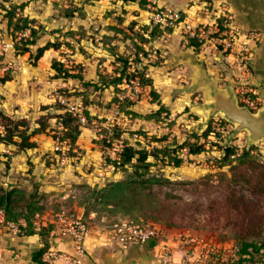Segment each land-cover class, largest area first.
Wrapping results in <instances>:
<instances>
[{
    "label": "rangeland",
    "instance_id": "374dc122",
    "mask_svg": "<svg viewBox=\"0 0 264 264\" xmlns=\"http://www.w3.org/2000/svg\"><path fill=\"white\" fill-rule=\"evenodd\" d=\"M160 5L158 0H0V36L5 43H14V50L9 49L0 55V77L6 73L13 77L2 97L9 94L10 98L16 99L23 94L25 99L42 100L41 95L45 91L43 86L51 82L53 91L43 96L47 99L59 94L56 101H52L54 107L68 108L59 100L63 97L70 103L81 105L84 111L89 108L94 115L100 114V118H97L99 115L95 116L96 121H87L97 130L103 128L109 119L117 120L121 123L115 128L118 138L124 139L126 144L139 145L137 149H146L156 157L149 159L151 166L147 168L133 160L127 164L122 161L114 163V169H107L99 160L100 167L92 165L87 170L89 182L84 183L70 181L61 170L54 171L51 176L42 172L41 181L50 188L41 194L39 182L32 176L25 178L23 183L17 176L18 184L5 185V177L8 176L6 167H11L12 157L19 154V150L11 151L12 155L0 151V207L6 206L18 222L28 213H39L41 229L55 223L57 214L75 213L92 230L88 242L93 237L103 238L102 246L115 245V242H110L115 223L143 221L156 224L163 230L164 238L163 241L154 242L151 256L155 257L157 253L158 248L155 249V246L166 244L175 259L173 248L167 244V241H175L180 250V258L175 261L182 262L187 253L192 260L186 264H234L243 243L255 244L264 255V140L253 141L246 131L235 132V126L232 125L225 133L220 132L217 143L208 146L205 152L188 161L180 160L177 153L184 147V139L193 136L187 127L186 130L182 128L186 123L189 125L188 122L179 125L180 131H166L177 124L168 120L164 122L160 115H153L152 128L131 131L138 118L130 108L143 100L123 101L122 97L126 93L124 82L118 87L98 82V75L108 77L110 84L112 80L116 82L119 79L118 74L126 80L130 79L129 69L132 73L133 68L137 67L141 68L140 73L149 75L150 69L146 73L148 67L142 66L144 62L139 54L143 55L144 61L151 63L150 53L162 55V52L152 51L153 46L148 45V39L136 28V22L131 23L129 19L140 14V9L151 18L153 8ZM8 6L10 11H6ZM26 28H30L31 33L35 30L39 39L35 46L30 47L28 54L19 50L24 41L15 40V32ZM140 43L148 45V50ZM48 44L53 46L52 51L41 63L34 62L30 55H36L38 48ZM162 59L159 58L156 63L162 62ZM54 60L71 75H81L82 80L71 84L56 78L58 74L52 68ZM204 63L213 71L211 75L219 82L220 88L226 89L229 83L232 84L222 71L215 72L209 62ZM38 64H41L38 71L46 73L42 80L33 72ZM48 70L51 74H47ZM64 83H67V87L63 86ZM71 86L76 89L75 92L70 93ZM71 95H76L77 99L71 100ZM41 117L35 114L31 122H37ZM220 117L215 116L211 122L215 119L220 121ZM160 121H163L160 124L164 131L156 128V123ZM51 122L52 129L47 133H53L54 137L58 131L54 121ZM165 123L167 125H163ZM192 127L195 128L192 131L201 130L202 124L197 123ZM135 132L149 133L151 142L143 145L131 140L129 137ZM249 138L258 143L253 144ZM227 148L238 149L237 156L224 159ZM81 154L79 150V157ZM33 155L20 157L21 168L30 167V160L35 158ZM43 155V159L60 168L53 144ZM178 160L181 164L176 167ZM21 171L20 177L25 174L24 170ZM13 185L14 188H11ZM14 191L17 193L13 194ZM4 198H7L8 204L2 203ZM27 206L31 207V211H27ZM59 238L64 239L57 232L49 235L48 253L43 258L49 264H64L49 254ZM185 240L190 242L187 246ZM42 245L40 237L34 253ZM133 247L123 249L129 251L126 255L128 259L135 263L139 260V264L149 260L148 255L138 251V246ZM210 247L214 249L213 252H209ZM259 256L257 253L256 257Z\"/></svg>",
    "mask_w": 264,
    "mask_h": 264
},
{
    "label": "crops",
    "instance_id": "0c3cea01",
    "mask_svg": "<svg viewBox=\"0 0 264 264\" xmlns=\"http://www.w3.org/2000/svg\"><path fill=\"white\" fill-rule=\"evenodd\" d=\"M166 1L172 2L178 9L189 13H194V11L198 9L197 6L201 5L204 2H210L217 8L222 4H227L228 8L234 15L236 24L241 29L247 31H257L260 33V40L253 48L251 69L253 72L252 80L254 84L258 85L259 88L262 89L263 106L261 109H264V0H163V2ZM139 11L141 12L140 14L132 16L129 20L134 24L136 22V28L140 31V33L143 34L144 38L148 39V45L150 47L153 46L152 51L162 52V55L159 56L160 58H163V61L154 63V65H150L147 69L148 71L150 69L149 77L150 79H152V86H150L152 90V99L150 101L143 100L138 104L135 103L131 106V111L134 112L135 117L138 118L135 127L133 126L131 131L138 128H142V131L149 130L154 126L151 117L161 111V118H163L162 115L166 114L169 116L170 120L174 121L175 124H177L173 129H166V131H180L179 125L182 122H188L189 125H187L186 123V125H183L182 128L186 130L187 127V129L190 130L189 132L192 133L193 136L185 138L183 142L203 145L206 141L205 133L208 131L211 124L210 122L208 126L205 125L206 118L209 113V102L211 100L208 94L209 89L207 86V80L209 76L213 77L211 75L213 74V71L206 66L204 68L198 62V52L192 45V41L186 39L181 33L178 32L161 30L155 31V28L151 27L152 25L150 23V17L148 16L147 12L141 9ZM204 20L207 22H211L210 18H206ZM145 27H149V31H146ZM152 33H155V36H153ZM139 45L146 47V49L148 48V45L144 43H140ZM51 51L52 50L46 51L44 56L38 62L41 63V61L46 58V55ZM40 66L41 64H38V67H35L33 72L38 76L40 80H42L46 73L43 71H38L41 69ZM49 68L50 71H53L51 67ZM49 70L47 71V74H51ZM100 77L101 75H98V79ZM66 81L71 82V84L73 81L80 82L79 80ZM100 81L101 80H99L98 82ZM10 83L11 82H8L6 85L0 86V112L16 121L28 120L31 124V127L28 130V134L30 135V142L35 143L36 146L33 148L22 150L17 146H8L0 142V151H5L6 153L12 155V152H14V150H16L17 148L19 150V154H16L12 157L13 164L11 165L10 169H7L6 167V173H8V176L5 177V184H18V180L16 179L17 176L22 180L21 183L24 182L25 178L32 176L36 179L35 181L39 182L41 194H45L50 186L47 183H44V181H41V173L43 172L44 175L51 176L56 170L63 171L62 174L68 176L70 178V181L74 180L73 182L81 183L89 182L88 178L90 177V175L87 170L92 165L96 166L97 168L101 165L99 160H101L102 152L100 149V145L96 144L95 142L97 128L92 127L89 124H86L84 127H82L81 135L79 136L76 143L78 150H80L82 154L81 157H79L80 161L76 163V168H57L54 163H50L46 159H43L44 152L52 145L54 139L53 133H51V135H49L48 133L33 134V131L39 128V123L38 121L31 122V119L34 118L35 114H39L40 116L50 115L52 118L49 120V128L47 129V132L51 131L52 129L51 121H54V126L57 129L59 124L57 122L56 115L62 113V111L57 107H54L52 101H56V98L59 94H54L51 96V98L50 96L47 99L44 98V93L48 94L53 91L51 87L53 85L51 84V82H47L48 84H44L43 86V90L45 91L41 95L42 100L44 99L45 101H42L40 99H37L36 101H33L32 99H25L22 97L23 94L19 97H16L15 99V97L10 98L9 94L5 93L7 95H5V98H3V92H6L5 90ZM70 90V93L76 91V89L74 90L72 86ZM153 92L157 93L158 99L153 95ZM69 97L71 98V100L77 99L76 95H71ZM38 101L40 102L39 105ZM42 107L48 108L47 110H43ZM260 110H258L257 112H259ZM87 111H89L92 117L91 119H93L94 121H96L95 116L99 115L97 118H100V114L94 115L89 108ZM249 111L256 114L255 111ZM160 123H162V121L156 123V128L159 129V131H164L163 126ZM197 123L202 124V129L199 130L198 128L196 131H192L195 129L192 127V125H196ZM145 134L149 133L146 132ZM132 146L139 147V145ZM32 154H34L33 156L35 158L30 160V167L27 166L26 168H24V166L21 168L22 165L20 162V157L22 155L31 156ZM40 168L41 170L38 171L37 169ZM21 170L25 171V174L23 175L24 177H20V172H22ZM40 223L41 222L38 221L37 225L40 226ZM90 231L92 232V230ZM39 239L40 236L37 233L33 235H24L21 237L1 238L0 264H34L33 254L34 249L38 247ZM59 239L62 241H66V243H61L60 240H56V245H53L51 251L55 253H72L73 246L71 240L68 238ZM102 239L99 237H93L91 238V242H88V240L86 241L87 253L84 259V264H139V260L137 263H135L132 262L131 259H128L126 255L129 251H124L118 244H115L114 246H106L104 244V246H102L104 242L101 241ZM94 240H97L98 242H95ZM168 243L174 250V254L176 255L175 259L178 260L180 258L178 256L180 253V250L178 248L179 246L175 241H167V244ZM137 248L138 251H141L143 255L149 256V260L145 261L144 264H159L155 257L153 255L152 257L150 253L151 250L154 251L153 241L147 242L142 248ZM260 264H264V262Z\"/></svg>",
    "mask_w": 264,
    "mask_h": 264
},
{
    "label": "built area",
    "instance_id": "2783aa9c",
    "mask_svg": "<svg viewBox=\"0 0 264 264\" xmlns=\"http://www.w3.org/2000/svg\"><path fill=\"white\" fill-rule=\"evenodd\" d=\"M161 5L158 8H153L150 21L153 28L157 27L161 31L178 32L186 39L194 41L197 44L198 56L203 58L205 62H209L214 67V71H222L232 85L239 98L242 106L247 107L251 111H258L263 106L262 89L256 86L253 82V72L250 62L253 58V48L260 40V33L257 31H247L241 29L235 22L234 15L228 8L227 4H222L216 7L210 2H204L197 6L198 9L194 13H189L178 9L172 2L158 0ZM10 11L8 6L6 11ZM210 18L211 22L204 19ZM16 22V21H15ZM16 42L27 41L32 37L31 29H21L15 32ZM146 36V35H145ZM31 39V38H30ZM9 49L14 50V43H5L0 36V55ZM144 62L142 66H150L156 63L160 56L157 53H150V62L144 61L142 54H139ZM149 64V65H148ZM132 65V63H131ZM141 68H133L129 78L123 80L125 95L122 100L131 102L142 100L150 101L152 99V90L149 84H144L139 70ZM147 73V72H146ZM149 78L148 74H144ZM67 87V83L63 84ZM68 98V97H67ZM60 97V102L68 106L69 111L77 114L83 125L87 124V118L84 115V110L81 105L70 103V100ZM162 120L166 122L170 120L168 115H162ZM117 119V118H116ZM162 121V122H163ZM212 123V129L209 136L206 138L205 145L208 148L213 143H217L220 132L225 133L232 127V124L220 119H215ZM165 125H167L165 123ZM121 126L117 120L109 119L108 122L99 128L96 133V140L99 142L102 152L101 161L107 169H114V163H120L122 156L128 144L124 139L116 136L115 128ZM57 133L54 134L53 152L55 159L60 168H76L75 163L79 160V150L72 143L71 138L66 137L67 129L63 125H59ZM0 133L3 134V128H0ZM136 143L147 144L151 142L150 134L133 133L129 137ZM78 154V156H76ZM179 159L188 161L193 158L190 147H183L177 153ZM8 186V184H5ZM39 215H37V219ZM55 232L64 238H68L72 242V253H55L50 252V256L56 260H61L64 264H84L86 257V241L88 239L90 229L88 224L75 213H60L55 222ZM27 227V221L19 222L8 221L4 210H0V240L3 237H21L25 235L24 229ZM164 232L156 224H149L143 221L128 223H115L113 225L112 240L122 249L128 250L133 246L143 247L147 242L163 241ZM194 240V239H193ZM190 242L184 241L185 246ZM166 246V247H165ZM158 248V249H157ZM162 248V249H161ZM157 253L155 255L159 264H186L192 260L185 253V260L182 262L175 261L173 253L167 248V245L155 246ZM161 250V253L159 252ZM213 252L212 247L209 252ZM47 255H45L46 257Z\"/></svg>",
    "mask_w": 264,
    "mask_h": 264
},
{
    "label": "trees",
    "instance_id": "16d2710c",
    "mask_svg": "<svg viewBox=\"0 0 264 264\" xmlns=\"http://www.w3.org/2000/svg\"><path fill=\"white\" fill-rule=\"evenodd\" d=\"M10 23H13V21H10ZM16 23V22H15ZM15 27L19 28L18 24H15ZM146 31H149V27H145ZM159 29L157 27H155V31H158ZM33 36L31 37V39L24 41L23 47L21 50V52L24 53H30V47L31 46H35L36 42L39 40L38 39V33L34 30L32 32ZM153 36H155V33H152ZM193 42V46L195 47L196 51L197 50V44L196 42ZM53 48L52 45L48 44L44 47L38 48L37 50V54L33 55L34 53H32L30 55L31 58H33L34 62H38L45 54L46 51H49ZM126 64V63H125ZM129 64L131 65V61H129ZM152 65V64H150ZM148 66H146L147 68ZM52 68L57 72L58 77L56 78H61L64 80H71V79H75V80H82L81 75H71L67 70L62 68V65L54 60L52 63ZM148 69V68H147ZM146 69V72H147ZM140 77L143 81L144 84H149L150 86H152V79L150 78H146L144 74L140 73ZM118 80L115 81H111L112 84H110L107 80L108 77L106 76H101L100 77V83L103 85V83H105V86H116L118 87L119 85L122 84L124 77L121 76L120 74H118ZM12 76L9 74H5L3 77H0V86L1 85H6L8 82H10L12 80ZM108 82V83H107ZM153 95L156 96V98L158 99V95L156 92H153ZM48 107H42L43 110H47ZM60 110H62V113L56 115V119L58 124L63 125L66 129H67V133L65 134L66 137L71 138L72 143L74 145L77 146V140L79 138V136L81 135V129L82 127H84L85 125H83V123L81 122L80 117L69 111L68 108L66 107H61L59 106ZM165 109V108H164ZM163 111V110H162ZM84 115L87 118V121L90 122L91 120V115L89 113V111L85 110L84 111ZM156 115H161V111L158 112V114ZM52 117L50 115H46V116H42L40 118V120L38 121L39 123V128L33 131V134H43V133H47V129L49 128V120ZM58 125V126H59ZM3 128V134L0 133V142L8 145V146H17L19 148H21L22 150H25L27 148H33L35 147V143L30 142V135L28 134V130L31 127V124L28 120H13L12 118L6 116L5 114H3L2 112H0V128ZM58 128V127H57ZM212 129V123L209 126L208 131L205 133L206 138L209 136L210 132ZM189 145L190 149H191V154L192 156L195 155H200L203 152H205L206 150V145H197V144H190L189 142H186L184 145L182 146H186ZM183 148V147H182ZM237 151L238 149L236 148H227L226 149V155L224 159H227L228 157L234 158L237 156ZM233 153V154H232ZM244 154V153H243ZM153 157L156 159L155 155H152L149 151H147L146 149H137L136 147L130 145L128 143V146L125 149V152L122 156V163L127 164V163H131L133 162V160H136L138 162V164L144 166V167H150V163H148L149 159ZM181 160V159H180ZM178 160L176 162V167H179L181 164V161ZM7 169H10V166H7ZM39 185V189H40V184ZM16 186V185H15ZM18 187V186H17ZM14 188V185L13 187ZM17 191H14L13 194H16ZM4 201H2V203L6 202L7 203V198L3 199ZM34 204V203H33ZM0 210H4L6 213V218L8 221H14V222H18V220H15L11 213L9 211H7V207H0ZM27 211H31V207L27 206ZM60 213V212H59ZM39 214V213H38ZM57 214V217L58 218ZM37 213H31V214H26L25 217H23L24 220L27 221V227L24 229L25 235H33V234H38L41 238H42V247L36 251L34 253L33 256V262L36 264H49L46 259H43L45 254L48 253V249H49V235H53L55 234V223H50V225L48 227H43V229L40 228L39 225H37L38 219H37ZM54 224V225H53ZM46 226V225H44ZM39 228V229H38ZM262 248L264 251V245L262 244ZM251 250V251H250ZM260 252V253H259ZM262 251H260V248H258L255 244L253 243H243L242 246L240 247L238 253H237V262L234 264H260L262 262H264V255L261 254ZM258 253L260 256L256 257V254Z\"/></svg>",
    "mask_w": 264,
    "mask_h": 264
},
{
    "label": "water",
    "instance_id": "95a60500",
    "mask_svg": "<svg viewBox=\"0 0 264 264\" xmlns=\"http://www.w3.org/2000/svg\"><path fill=\"white\" fill-rule=\"evenodd\" d=\"M198 59V62L205 68L204 61L199 57ZM251 63L252 60L250 65ZM207 86L209 89L208 94L211 100L209 102V113L206 118L205 125L208 126L212 118L221 114L220 118L235 126V132L247 130L246 132L249 131L254 136L259 138L258 142L264 140V114L256 115L260 111L254 114L253 112L251 113L246 107L242 106L231 83L228 84L226 89H221L218 85V82L213 77L209 76L207 80ZM218 90L221 92H218ZM251 142L253 144L258 143H254L253 141Z\"/></svg>",
    "mask_w": 264,
    "mask_h": 264
},
{
    "label": "bare ground",
    "instance_id": "6f19581e",
    "mask_svg": "<svg viewBox=\"0 0 264 264\" xmlns=\"http://www.w3.org/2000/svg\"><path fill=\"white\" fill-rule=\"evenodd\" d=\"M218 92H221V91L218 90ZM263 113H264V109L260 110V112L258 114H256V115H261ZM248 134H249V136L251 137V139L253 141H258L259 140V138H257L256 136H254L251 132L248 131Z\"/></svg>",
    "mask_w": 264,
    "mask_h": 264
}]
</instances>
